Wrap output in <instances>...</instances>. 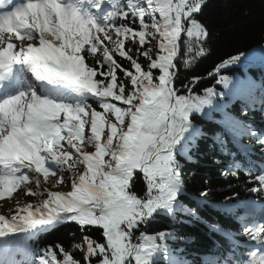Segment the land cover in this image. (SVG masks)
Returning a JSON list of instances; mask_svg holds the SVG:
<instances>
[{"label":"snow or ice","instance_id":"obj_1","mask_svg":"<svg viewBox=\"0 0 264 264\" xmlns=\"http://www.w3.org/2000/svg\"><path fill=\"white\" fill-rule=\"evenodd\" d=\"M205 3L0 0V201L15 200L21 190L46 197L16 200L15 214H0V264H190L169 244L173 231L146 229L161 217H196L180 199L186 186L180 158L191 159L203 135L194 115H206L225 93L213 87L194 94L201 78L193 77L181 94L175 82L178 61L187 70L207 55L209 33L198 19ZM240 60L233 56L209 75L228 89L232 81L221 69ZM243 128L264 152V132ZM241 171L257 185L250 191L264 194L262 166L231 162L221 175L238 178ZM137 172L146 185L142 196L132 190ZM69 181V191L52 190ZM237 219L241 231L223 234L232 240L243 234L249 248L212 264H264V223ZM64 223L83 234L70 250L29 244ZM93 229L102 241L89 234Z\"/></svg>","mask_w":264,"mask_h":264},{"label":"trees","instance_id":"obj_2","mask_svg":"<svg viewBox=\"0 0 264 264\" xmlns=\"http://www.w3.org/2000/svg\"><path fill=\"white\" fill-rule=\"evenodd\" d=\"M198 19L209 33L206 41L208 52L187 70L177 62L179 71L176 86L181 91L183 84H187L193 77H200V82L193 88L194 94L203 95L206 88L213 87L218 93H225L223 97L214 98L215 106L206 108V115H194L193 123L201 128L203 135L192 148L191 159L180 158L186 181L180 199L196 210L198 218L179 215L174 222L161 217L150 222L146 231L149 234L173 231L176 239L169 241V244L179 249L190 264H212L213 258L232 256L227 248L228 238L223 232H236L239 226L237 215L240 212L239 208L228 206L251 196L260 198L250 191L256 187L255 183L244 174L240 173L238 178L224 177L221 172L229 163L234 162L233 158L240 149L238 143L252 144L248 138H243L239 130L244 129L243 126L249 121L257 122V111L262 109L264 101V65L253 66L239 62L221 69L220 75L232 81L228 89L217 84L218 77L209 73H213L218 64L233 56H240L241 61L264 59V0H206ZM116 59L125 67H130L129 62L118 55ZM140 62L146 66L143 57H140ZM118 75L122 76L121 73ZM181 94L186 92L181 91ZM255 98H258L257 104L253 103L254 108L249 111L245 104L255 101ZM234 121L242 122L236 130L238 135L231 132ZM236 141L239 142L236 144ZM132 190L141 196L146 191V185L137 173L132 182ZM202 191H208V196L201 197ZM197 199L202 202H197ZM214 225H219L222 231H215L212 227ZM89 234L98 241L103 239L98 229H93ZM82 235L76 224L64 223L41 234L35 248L52 246L59 254L57 245L70 250V246L79 242ZM73 254L77 259H82L81 253L75 251Z\"/></svg>","mask_w":264,"mask_h":264},{"label":"rangeland","instance_id":"obj_3","mask_svg":"<svg viewBox=\"0 0 264 264\" xmlns=\"http://www.w3.org/2000/svg\"><path fill=\"white\" fill-rule=\"evenodd\" d=\"M87 134V129H86ZM87 151H94L93 148L88 147ZM105 159H108V157H105ZM53 191H63L67 192L70 190V181L66 184L61 185L59 188L52 189ZM46 198V197H39V196H25L23 194V190L18 192V195L16 196L15 200H3L0 201V214H3L5 216H9L12 214H15V206H16V200H19L21 204H28V203H38L40 199ZM1 255V254H0Z\"/></svg>","mask_w":264,"mask_h":264},{"label":"bare ground","instance_id":"obj_4","mask_svg":"<svg viewBox=\"0 0 264 264\" xmlns=\"http://www.w3.org/2000/svg\"><path fill=\"white\" fill-rule=\"evenodd\" d=\"M18 195V193L16 194V196Z\"/></svg>","mask_w":264,"mask_h":264}]
</instances>
